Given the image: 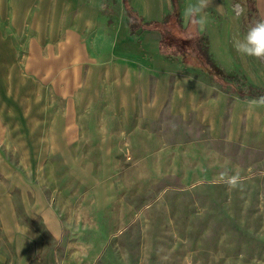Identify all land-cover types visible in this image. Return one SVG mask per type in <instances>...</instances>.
I'll return each instance as SVG.
<instances>
[{
	"label": "rangeland",
	"instance_id": "374dc122",
	"mask_svg": "<svg viewBox=\"0 0 264 264\" xmlns=\"http://www.w3.org/2000/svg\"><path fill=\"white\" fill-rule=\"evenodd\" d=\"M70 7L0 0V264H264V60L235 47L264 20L257 0L207 9L225 81L160 45L191 64L138 62L126 120L97 97L117 82L81 65Z\"/></svg>",
	"mask_w": 264,
	"mask_h": 264
},
{
	"label": "crops",
	"instance_id": "0c3cea01",
	"mask_svg": "<svg viewBox=\"0 0 264 264\" xmlns=\"http://www.w3.org/2000/svg\"><path fill=\"white\" fill-rule=\"evenodd\" d=\"M12 1L14 2V0ZM184 2L187 4L188 0H74V7H70L67 10V12L74 10L75 14L70 15V17L74 16L76 19H81L82 22L80 33L83 38V50L88 51L89 55L87 54L85 57V52L81 65L97 67L100 77L107 74L108 83L117 82L118 84H113L114 88L110 84L108 91L103 90V86L99 87L100 90L97 92V97L112 100L114 106H117L116 114L124 113V120H126V115H130L131 112L122 110V102L120 100L135 99V89L138 85H133V83L138 84V81H133L131 76L135 73L138 62L144 64L147 72L148 55L152 54L153 68L151 70L153 73L158 70L157 68L177 70L176 65L181 66L184 64V62H180L179 58L175 62L160 53V31L152 27L154 22L165 20L166 18L173 19L171 21L177 25L175 18H179L182 26L186 27L183 16ZM257 3L258 9L263 12L262 15L264 16V0H257ZM28 5H30V1ZM129 14L139 19V22H143L142 26L136 29L143 32V34L141 33L143 36L141 43L135 42L132 38ZM64 17H67V15ZM198 32L205 33V31ZM149 33H152L150 35L154 39L155 47L148 37ZM78 35L80 34L78 33ZM94 50L102 51L103 54L99 55L100 58H97L96 54L93 53ZM137 52L144 56L140 58L141 61L133 57ZM119 67L123 69L121 74H119ZM103 68H105L106 72L104 73L106 74L102 73ZM97 80L103 82L102 78ZM126 80H129V82H126ZM142 82V80L139 81V86L143 87ZM101 91L107 94L101 95Z\"/></svg>",
	"mask_w": 264,
	"mask_h": 264
},
{
	"label": "trees",
	"instance_id": "16d2710c",
	"mask_svg": "<svg viewBox=\"0 0 264 264\" xmlns=\"http://www.w3.org/2000/svg\"><path fill=\"white\" fill-rule=\"evenodd\" d=\"M175 19L178 23L177 26L179 27L181 33H184L190 38H178L172 33L171 24L173 23V19L166 18L165 20L154 22L152 27L159 30L161 34V48H164L165 45H167L171 51H180L181 58H183L184 55H190L192 58L198 59L202 62V68L206 73L217 77V79H222L225 81V76L227 73L223 68H221V66H219L217 61L210 54L209 46L206 43L207 38L204 37L205 34L199 33L198 31L192 32L188 26H182L181 19ZM129 22L132 30H136L138 27L142 26V23L139 22V19L135 18L131 14H129ZM187 64L185 63V65Z\"/></svg>",
	"mask_w": 264,
	"mask_h": 264
},
{
	"label": "clouds",
	"instance_id": "9594fccd",
	"mask_svg": "<svg viewBox=\"0 0 264 264\" xmlns=\"http://www.w3.org/2000/svg\"><path fill=\"white\" fill-rule=\"evenodd\" d=\"M212 2L213 0H188L183 16L185 24L192 32L206 30L210 22L207 9ZM174 35L178 38H190L184 33H174ZM235 47L242 55L264 60V20L251 25L244 36L235 44ZM237 182L238 177L234 176L228 179L231 186H235Z\"/></svg>",
	"mask_w": 264,
	"mask_h": 264
}]
</instances>
